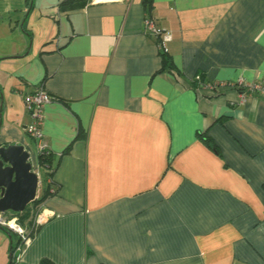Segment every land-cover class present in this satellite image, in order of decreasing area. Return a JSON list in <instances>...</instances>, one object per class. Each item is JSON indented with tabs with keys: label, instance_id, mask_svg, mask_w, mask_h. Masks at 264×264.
Wrapping results in <instances>:
<instances>
[{
	"label": "crops",
	"instance_id": "0c3cea01",
	"mask_svg": "<svg viewBox=\"0 0 264 264\" xmlns=\"http://www.w3.org/2000/svg\"><path fill=\"white\" fill-rule=\"evenodd\" d=\"M63 1L0 0V147L23 146L33 171L23 97L52 98L55 192L20 264H264V98L232 86L264 83V0H153L149 14ZM145 16L170 36L174 73ZM18 244L0 226V264Z\"/></svg>",
	"mask_w": 264,
	"mask_h": 264
},
{
	"label": "built area",
	"instance_id": "2783aa9c",
	"mask_svg": "<svg viewBox=\"0 0 264 264\" xmlns=\"http://www.w3.org/2000/svg\"><path fill=\"white\" fill-rule=\"evenodd\" d=\"M143 32L147 35L154 36L156 38L159 37L160 45L159 49L167 51L163 44L170 40V36L168 34H162L160 30H158L153 22V20L149 16H145L143 21ZM197 88L199 90H206L209 92H216L220 89L221 86H226L227 84H218V83H205L203 84L199 78L196 80ZM240 92L241 100L246 96H255L259 98H264V83L262 82H241L232 85ZM52 100L51 96H49L43 90H35L34 92L27 94L23 97V105L25 112L30 118V123L25 128L26 133L35 141V146L37 150V154L48 152L43 143V134H42V125H43V109L45 105L50 103ZM34 172L38 175L39 171L35 166ZM48 184H52L51 180L47 181ZM40 209V208H39ZM4 214H0V226L9 229V231L15 233L19 238V244L12 249L11 252V261L12 264H20V253L22 247L26 246L30 242V237L25 236L21 228L16 227L13 224V227L10 226L11 222H5L2 219ZM44 214L40 212L35 217L31 231L35 232L38 226L44 221Z\"/></svg>",
	"mask_w": 264,
	"mask_h": 264
},
{
	"label": "water",
	"instance_id": "95a60500",
	"mask_svg": "<svg viewBox=\"0 0 264 264\" xmlns=\"http://www.w3.org/2000/svg\"><path fill=\"white\" fill-rule=\"evenodd\" d=\"M39 178L20 145L0 147V214L22 213L37 196Z\"/></svg>",
	"mask_w": 264,
	"mask_h": 264
},
{
	"label": "trees",
	"instance_id": "16d2710c",
	"mask_svg": "<svg viewBox=\"0 0 264 264\" xmlns=\"http://www.w3.org/2000/svg\"><path fill=\"white\" fill-rule=\"evenodd\" d=\"M90 1L91 0H65L61 3L60 8L62 10L80 9V8L85 7ZM141 2H142L143 7L145 8L146 13L149 14L151 10L153 9V0H142ZM156 43H157V46L159 47L160 45L159 37L156 39ZM159 54L161 56V72L168 71V72L174 73L175 67L172 63L170 56H168L167 51H164L163 49L162 50L159 49ZM198 137L201 140H204V142L208 144L209 141L205 135L198 134ZM37 169L42 177V187L43 188H42V191H41L42 193L40 197L38 199H35L32 203H30L31 205H39L41 202H43L46 199V197H48L50 194L55 192V190L51 189L52 184L50 185L47 183V181L51 179L52 174H53V169H54L53 164H52V157L50 156L49 151L37 154ZM28 206L26 207V209L28 208ZM26 211L24 213H11L10 212V214L12 216L21 215L20 219L21 221H24L25 219L28 218V215H29L26 213ZM7 234L8 236H11L9 232H7ZM32 234L33 233H31L29 236H31ZM11 252H12V249H11ZM9 264H12L11 257H10ZM39 264H52V263L49 260H42Z\"/></svg>",
	"mask_w": 264,
	"mask_h": 264
},
{
	"label": "rangeland",
	"instance_id": "374dc122",
	"mask_svg": "<svg viewBox=\"0 0 264 264\" xmlns=\"http://www.w3.org/2000/svg\"><path fill=\"white\" fill-rule=\"evenodd\" d=\"M26 210H25L26 213L29 215H28V218L25 219L24 221H21V219H20L21 215L12 216L10 213H5L2 216V219L5 222H12V224L16 225V227H19L22 229L23 234L25 236H29L32 233V231H31L32 223H33L35 217L39 213V205H31L30 204ZM25 211H23L22 213H24Z\"/></svg>",
	"mask_w": 264,
	"mask_h": 264
},
{
	"label": "bare ground",
	"instance_id": "6f19581e",
	"mask_svg": "<svg viewBox=\"0 0 264 264\" xmlns=\"http://www.w3.org/2000/svg\"><path fill=\"white\" fill-rule=\"evenodd\" d=\"M10 226H12V227H13V224H12V222L10 223Z\"/></svg>",
	"mask_w": 264,
	"mask_h": 264
}]
</instances>
